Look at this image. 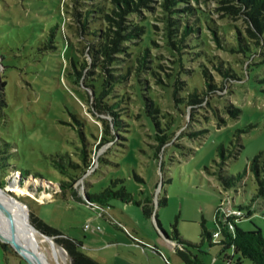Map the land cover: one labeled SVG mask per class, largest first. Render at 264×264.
<instances>
[{
	"label": "rangeland",
	"instance_id": "obj_1",
	"mask_svg": "<svg viewBox=\"0 0 264 264\" xmlns=\"http://www.w3.org/2000/svg\"><path fill=\"white\" fill-rule=\"evenodd\" d=\"M163 1L134 0L127 9L125 3L113 6L111 0H0V144L4 150L9 146L5 142L13 147L6 151L8 164L14 167L7 165L3 170L9 177L5 176L7 183L1 191L17 200L29 220L37 212L52 228L83 240L81 250L103 264H110L118 254L130 257L135 264H185L174 242L168 240L175 229L182 239L199 245L186 247L204 264H224L218 256L222 246L216 244L220 238L215 237L211 244L202 233L204 227L216 232L221 199L225 201L224 217L238 216L229 212L234 211L230 198L238 207L250 206L256 190L250 172L243 186L229 191L214 172L223 162L221 145L233 150L238 140L242 144L223 166L228 175L244 172L247 164L264 152L263 34L247 16L224 17L219 0H190L173 6L181 10L172 15L177 19L186 17L183 8L187 7L207 12L212 27L228 45L218 43L212 29L201 22V31L208 37L204 35L205 43L185 56L184 68L192 72L181 70L180 77L190 87H203L198 66L205 57L197 51L205 50L217 57L215 67L208 65L215 87L206 86L202 100L194 98L173 108L165 86L167 76L176 72L175 57L168 47L164 19L168 12ZM101 5H106L113 18L114 32L126 34L118 24L120 15L113 14L111 7L124 14L123 26L150 24L147 29L153 42L149 60L153 58L154 63L148 65L154 64L157 74L151 69L136 71L138 63L132 62L136 52L128 54L131 47L143 42L144 35L124 37L121 47L127 50L111 49L110 56L98 52L99 39L89 35L84 25L86 12ZM193 19L191 16L190 21ZM89 22L102 28L108 25L99 17ZM73 58L79 62L71 64ZM218 62L241 80L225 76L218 70ZM131 66L132 72L123 83L111 77L126 74ZM138 73L144 80L143 94L153 98L158 109L154 116L159 127L144 107L146 100L136 93ZM98 79L106 80L101 94L95 88L100 85L96 84ZM179 94L184 97L185 91ZM228 105L240 110L237 116ZM157 135L171 138L161 142ZM84 149L87 164L81 158ZM56 156L77 167H57ZM117 179L122 182L114 186L112 181ZM63 181L70 183L65 191L59 187ZM123 185L136 201L150 196L160 227L142 208L120 200L110 201L109 207L82 203L87 191L94 194ZM15 187L21 193L13 191ZM163 197L168 203L158 205ZM253 210L251 216L245 210L238 227L264 230L263 208L256 203ZM87 223L100 229L86 230ZM36 232L34 248L42 257L55 264L58 249L62 264H70L56 237ZM119 234L133 239L129 247L120 243ZM25 237L23 231L21 238ZM46 238L51 242L43 243ZM14 255L19 257L10 245L7 251L0 245V264H28Z\"/></svg>",
	"mask_w": 264,
	"mask_h": 264
},
{
	"label": "trees",
	"instance_id": "obj_2",
	"mask_svg": "<svg viewBox=\"0 0 264 264\" xmlns=\"http://www.w3.org/2000/svg\"><path fill=\"white\" fill-rule=\"evenodd\" d=\"M144 3H147L148 0H142ZM189 2L190 0H164L162 3V6L168 14H166V17L164 18L166 23V29L167 37H168V47L172 55L175 57V67L176 70L175 73H172L168 75V82L166 84L165 90L167 91L170 100L172 101V107L176 108L179 107L180 102H185L186 104L191 102L194 98L202 100L203 96L206 94V86H209L210 88L215 87V83L213 79L211 78L209 66L215 67V62L217 61V57L213 55L211 52L201 50L197 51L198 56L202 55L205 57V61L201 62L198 66V69L200 70L203 87L197 88V87H190L187 81H183L180 77L181 70L192 72V70H186L184 68V61L186 60V55H192V49H195L196 47H201L202 43L204 44L203 36L208 37V35L201 31V22H203L205 25H208L215 36V39L218 41V43L222 44L223 46L227 47V43H223L224 37L221 35H218V29L216 27H212L211 23V17L207 12H203L199 7H187L183 8V12L186 14V17L184 18H175L172 15H179L181 12L180 9H172L173 6H176L177 4L181 2ZM221 4V8L219 10L225 11L224 17H236L238 15H244L247 16L249 19L248 21H251L256 28L260 31V33L263 34L262 39L264 40V0H219ZM120 2H123L127 5V9L131 4H134V0H111V4L113 6H117ZM139 4L135 3V7L137 8ZM113 14H119L121 20L118 22L119 26L126 32L125 35L121 33V31H113V24L110 13L106 12L107 7L106 5H101L100 7L97 6L94 10H88L85 15L86 23L84 27L86 28L89 35H92L93 37H96L99 39V53L106 54L107 56H110L111 49L116 50H127L126 47H121V42L124 37L128 39H132L133 37H140V35H144L142 40L143 42L137 45V47H131L132 49L131 53H135V58L132 59V62L138 63V67L136 68V71H142L144 69H151L152 74H157V72L154 70V64L153 66L148 63H154V59L152 58L149 60L150 57V51L149 46L153 42V39L148 34L151 32L150 28L147 29V25L149 23H145L143 25L136 24V25H127L125 24L123 26V19L124 14L116 12V9L111 7L109 8ZM125 10L128 12V10ZM245 9V10H244ZM93 13H99L102 15H96L93 16ZM170 14V15H169ZM191 16L194 17L192 21H190ZM99 17L103 18L104 22L108 25L99 27L98 24H95L94 22H89L91 18ZM94 23V24H93ZM89 25H97L95 26H89ZM150 25V24H149ZM105 28V30H104ZM130 29V31H129ZM249 32L251 34H255L251 29H249ZM256 35V34H255ZM54 35H51L53 37ZM197 40V44L195 41ZM54 42V40L52 41ZM110 44L112 46H110ZM259 45V43H258ZM54 45H51L53 47ZM136 49V51L134 50ZM78 63L79 60L73 58L71 60L72 63ZM217 68L219 71L223 72L225 76L227 77H234L239 78V76L232 75L229 69H225V67L218 62ZM250 66V64H249ZM133 67H129L127 70V73L125 74H115L111 77L115 80L117 83H123V81L127 80V76L130 72H132ZM135 79L137 83L134 87L136 90V93L139 97L146 100L147 103H145V109L147 113L151 116L154 123L159 127V121H156L154 114L158 112L157 108H154L153 106V98L146 97L145 94H143L142 90L144 88V80H142L139 76V73L135 75ZM6 82L3 83L5 85ZM97 86L96 84H99ZM96 92L99 90V94H101L102 89L106 87V80L100 79L97 80L96 83ZM233 84V83H232ZM180 90L185 91V96L181 97L179 94ZM173 98L175 102L173 101ZM143 100V101H144ZM114 105H118L117 103ZM229 111L233 114V116H237L240 110L236 107H233L231 105L227 106ZM1 112V108H0ZM1 114V113H0ZM127 116V115H126ZM122 119V118H121ZM119 119V121L121 120ZM120 126V124H119ZM171 135V134H170ZM170 135H157L156 138L161 141L165 142V140H169L171 138ZM238 143L233 144V150L228 149L226 150L225 147L221 145L220 152L222 155L223 162L219 163V168L217 171L214 172V174L217 175V178L220 180L221 186L226 190L229 191L232 188H238L240 185H244V179L247 177L249 172L253 175V179L256 184V190L252 194L251 198V205L246 206H236L235 200L230 198L231 207L235 209V211L240 212L241 214L245 215V210H247L249 216L252 215L253 206H255L256 203L260 204V201H264V152H260L258 155L255 156V158L251 161V163L247 164L246 169L244 172L239 173L238 175L232 174L228 175L226 171L223 169V166L225 162L233 157L235 150L239 151L238 148L242 147V144L237 141ZM6 145H9L8 148L6 147L5 150L3 149V146L0 144V188H3L5 184L7 183V180H5V176L9 175L5 173L3 170L6 169V166L8 165L10 168H14L12 165L8 164L7 161V155L8 151L6 149L12 151L13 147L9 144V142H5ZM3 154V155H1ZM82 160L85 164H87L88 155L86 150L84 149L82 151ZM54 163L57 167H61L63 169H67L68 166H74L77 167V164H74L72 162H68L67 164L63 162V159L61 157L56 156L54 158ZM10 174V173H9ZM122 182L121 179H117L115 181H112L113 185L116 186L117 183ZM70 183L68 182H61L59 185L61 191H65L66 188H68ZM114 186L112 187H106L102 189L101 191L97 193H90L87 191L86 193V200H82V203L89 205L90 207L93 206H101V207H109L110 201L112 200H120L121 203H124L126 205H135L136 207L142 208L144 214L146 217H154L156 220L157 225L160 227V222L158 220V214H155L154 212V206H153V200H151L150 196H147L145 199L136 201L133 194L128 192L125 188V186H121L118 189H115ZM60 190H54L53 193H57ZM64 193V192H63ZM65 196V195H64ZM222 197V196H221ZM223 199H221V202ZM168 203V198L163 197L158 199V205H166ZM220 205L217 207V211L219 213ZM23 211V210H22ZM264 212V210H263ZM221 214V213H220ZM22 215L28 219V221L35 226L37 230H39L41 233L48 235L51 238L56 237V243L61 246L65 252L67 253V257L70 260V264H103L93 258L91 256L84 253L81 248L83 246V241L78 240L77 238H73L70 236H66L63 234L62 231L52 228L49 226L48 223H46L43 219L39 217H35V215L27 216L24 211L22 212ZM240 221V217L237 216H231L227 219L218 220L219 225L217 224L215 220V226L217 230H220L219 238L216 241V244H219L222 246V251L220 254H218L219 259L223 261L224 264L228 263L231 259L238 261L237 264H264V236L262 229L257 227L255 230L248 231L244 230L240 227H238L237 223ZM177 229L174 231V235L171 238H168V240L175 243V250L177 255L182 259V261L185 264H204L201 258H199L197 255L190 252V250L186 247L191 245L192 247H196L199 245L192 244L191 242H188L187 240L182 239L178 233ZM215 233V232H214ZM205 238H207L211 244L213 243L214 236L213 233L209 232L205 227L202 233ZM0 245L7 251L9 248V245H7L4 242H0ZM15 251V250H14ZM16 252V251H15ZM16 254L19 256L16 252ZM19 258L23 260L20 256Z\"/></svg>",
	"mask_w": 264,
	"mask_h": 264
},
{
	"label": "bare ground",
	"instance_id": "obj_3",
	"mask_svg": "<svg viewBox=\"0 0 264 264\" xmlns=\"http://www.w3.org/2000/svg\"><path fill=\"white\" fill-rule=\"evenodd\" d=\"M1 69V66H0ZM1 72V71H0ZM2 189H0V199L4 202V204L7 206V208L11 211L15 221H16V234L18 239L20 240V242L26 246L29 250L33 251L36 256H38L42 262L44 264H53L52 262H49L46 258L42 257L41 254L36 251V248H34V243H35V235H36V231H35V226H33L27 218H25L22 215V210L21 207L19 205V203L17 202V200H11L6 193L1 191ZM13 191L15 192H19L21 193V189H19L18 187L13 188ZM9 221L7 219V217L1 212L0 210V230L6 235L9 236L10 232H9ZM23 231L26 232V237L25 239L21 238V234H23ZM51 242V241H49ZM58 250V249H57ZM56 251V258L54 259L56 261L55 264H62V262L59 259V254ZM54 258V257H53ZM65 262V261H64Z\"/></svg>",
	"mask_w": 264,
	"mask_h": 264
},
{
	"label": "water",
	"instance_id": "obj_4",
	"mask_svg": "<svg viewBox=\"0 0 264 264\" xmlns=\"http://www.w3.org/2000/svg\"><path fill=\"white\" fill-rule=\"evenodd\" d=\"M0 189H5V188H0ZM0 210L7 217L9 224H10L9 236H6L0 230V241L6 243L7 245H10L18 254H20L19 256L23 260H25L28 264H44L42 260L38 256H36V254L33 251L29 250L18 239L17 234H16V226H17L16 221L11 211L7 208V206L4 204V202L1 199H0ZM45 236L49 237L48 235H45Z\"/></svg>",
	"mask_w": 264,
	"mask_h": 264
},
{
	"label": "crops",
	"instance_id": "obj_5",
	"mask_svg": "<svg viewBox=\"0 0 264 264\" xmlns=\"http://www.w3.org/2000/svg\"><path fill=\"white\" fill-rule=\"evenodd\" d=\"M260 206H261V208H263V210H264V201L262 200V201H260V204H259ZM253 212H255L254 210H252V214H253ZM36 214V216L38 217V214H37V212L35 213ZM40 218V217H39ZM155 220V219H154ZM155 222H156V220H155ZM119 229H120V231H122L123 229L120 227V225L119 226H117ZM260 228V227H259ZM263 232H264V230H262ZM120 235V243H122V245L123 246H126V247H129L130 246V244H131V242L133 241V239L131 238V237H128V236H125L124 234H119ZM35 238H36V235H35ZM78 240H80V239H78ZM45 241H50V240H48V238H46V240H43L42 242L44 243ZM81 241H83V240H81ZM83 243H84V241H83ZM82 243V244H83ZM83 247V246H82ZM15 256V255H14ZM16 258H19V257H17V256H15ZM19 260H21L20 258H19ZM111 260H112V262L110 263V264H135L134 262H133V260H131V258L130 257H127V256H121V255H115L113 258H111ZM21 263V262H20ZM22 264V263H21ZM244 264H247V263H244Z\"/></svg>",
	"mask_w": 264,
	"mask_h": 264
},
{
	"label": "built area",
	"instance_id": "obj_6",
	"mask_svg": "<svg viewBox=\"0 0 264 264\" xmlns=\"http://www.w3.org/2000/svg\"><path fill=\"white\" fill-rule=\"evenodd\" d=\"M229 203L231 204L230 200H229ZM223 205H225V201H224V200H223V201L221 202V204H220L219 213H218V211L216 210V219H215V220H216V222H217L218 225H219V223H218V220H219V219L224 220V219H227L228 217H231V216L224 217L225 215H224V213H223V210H224V206H223ZM231 205H232V204H231ZM229 212L232 213V214H238L237 217H240V220H241L242 217L244 216V215L241 214L240 212L235 211V209H234L233 212H232L231 210H229ZM220 213H221V214H220ZM232 216H233V215H232ZM91 228H93V230H99V229H100V227H93L91 223H87V224L85 225V229H86V230H87V229H91ZM219 233H220V230H216V232L213 233L214 238H215V237H219ZM174 244H175V243H174ZM237 262H238V261L231 259V260H230L228 263H226V264H237Z\"/></svg>",
	"mask_w": 264,
	"mask_h": 264
}]
</instances>
